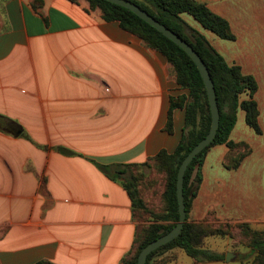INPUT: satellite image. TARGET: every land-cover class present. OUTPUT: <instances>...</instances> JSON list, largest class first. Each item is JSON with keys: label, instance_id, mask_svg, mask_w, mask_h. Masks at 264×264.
Listing matches in <instances>:
<instances>
[{"label": "crops", "instance_id": "obj_1", "mask_svg": "<svg viewBox=\"0 0 264 264\" xmlns=\"http://www.w3.org/2000/svg\"><path fill=\"white\" fill-rule=\"evenodd\" d=\"M197 1L228 23L233 39L211 32L207 41L254 77L261 132L238 109L229 138L250 152L228 169L227 147L208 149L188 220L264 230V0ZM180 92L158 51L87 0H0V264H120L149 221L96 163L141 164L173 151L183 109L167 132L168 97ZM210 237H219L204 239L212 249ZM239 247L230 250L248 251ZM180 251L149 264L177 263Z\"/></svg>", "mask_w": 264, "mask_h": 264}, {"label": "trees", "instance_id": "obj_2", "mask_svg": "<svg viewBox=\"0 0 264 264\" xmlns=\"http://www.w3.org/2000/svg\"><path fill=\"white\" fill-rule=\"evenodd\" d=\"M72 2L76 0H70ZM91 7L99 8L106 21H118L120 27L138 36L143 45L158 51L167 61L170 74L181 92L168 97V111L165 130L173 132V112L183 109V129L173 151L161 149L141 164L126 163L108 166L96 165L110 179L119 181L128 193L134 213L145 215L149 221L134 237L130 250L122 257L120 264H136L139 251L150 241L167 233L179 217L176 197V176L181 160L188 151L209 131L211 115L207 93L202 77L195 63L178 45L165 37L131 10L107 0H87ZM137 4L160 23L186 40L204 61L213 81L219 109V124L216 134L209 145L199 152L188 164L183 176V195L186 217L177 237L151 251L146 258L149 264L153 256L171 248H180L198 262L223 260L224 253L207 248L204 239L208 236L236 239L248 251L242 264H264V230L252 229L247 223L232 225L228 222L211 223L190 221L188 212L201 182V166L208 149L224 144L227 151L222 164L228 169H236L243 158L249 154L250 147L244 141L235 142L229 138L236 121L238 109L244 111L246 124L257 134L261 132L258 124V107L253 98L257 83L253 76L244 74L240 66L228 64L209 44L199 31L191 27L182 14L190 15L204 29L220 38L233 39L227 21L213 13L204 3L197 0H129ZM245 96V97H244ZM58 151L73 155L64 147ZM140 166L154 168L162 174L163 190L160 195L161 206L151 207L142 194ZM235 230V231H234ZM234 243V244H236ZM233 244V243H232ZM251 257L247 263L246 259ZM34 264H53L38 261Z\"/></svg>", "mask_w": 264, "mask_h": 264}, {"label": "water", "instance_id": "obj_3", "mask_svg": "<svg viewBox=\"0 0 264 264\" xmlns=\"http://www.w3.org/2000/svg\"><path fill=\"white\" fill-rule=\"evenodd\" d=\"M109 2L118 4L120 6H123L132 12H134L136 15H138L141 19H143L145 22H147L149 25L154 27L157 31L161 32L165 37L170 39L173 43L178 45L181 49L185 51V53L191 58V60L195 63L197 69L199 70V73L202 77L205 90L207 93V100L209 104V110L211 115V122L209 131L207 134L199 140L184 156V158L181 160L178 170H177V176H176V197H177V203H178V213L179 217L176 221L175 225L165 234L161 235L160 237L150 241L147 243L138 253L137 255V261L136 264H145L147 255L157 249L158 247L170 242L172 239L177 237L182 229V226L185 222L186 217V211H185V204H184V195H183V176L185 173V170L188 166V164L192 161V159L201 152L207 145L211 143L213 140L218 124H219V109L216 101V95H215V89L213 85L212 78L210 76V73L208 72V69L204 63V61L201 59L199 54L193 49V47L183 38L178 36L174 31L169 29L164 24L160 23L158 20H156L154 17H152L150 14H148L145 10L140 8L137 4L129 1V0H107ZM240 253H236L233 251L227 252V254L224 257L225 261H231L234 257H236ZM244 256V254H240Z\"/></svg>", "mask_w": 264, "mask_h": 264}, {"label": "rangeland", "instance_id": "obj_4", "mask_svg": "<svg viewBox=\"0 0 264 264\" xmlns=\"http://www.w3.org/2000/svg\"><path fill=\"white\" fill-rule=\"evenodd\" d=\"M182 16L186 17L191 23L196 25V27H198L199 30L202 31L206 35V37H207L206 39H208L210 37V34H212L211 31L204 29L190 15L184 13ZM138 170L142 173V176L140 178V183H141L143 196L145 197L146 200H148V203L151 207L159 210L160 206H161L160 195H161V192L163 190L162 174L157 172L154 168H150L147 166H140L138 168ZM137 217L139 218V220H144L145 215H143V216L138 215ZM225 239H227V240H225ZM234 240H236V239L230 240V239L225 238V237H219V238H211L210 237V238H208V245L211 246L212 249L215 248V250H217L219 252H224V254L226 255L227 252L232 251V250H230L231 247H237V246L239 247L240 243L238 244ZM229 242L231 244H229ZM234 243H236V244H234ZM244 250L245 249L242 246H240L237 251L242 252ZM180 252H181L180 253L181 255H180L179 259L177 260V263H169V264H190L192 258L187 256L182 251H180ZM240 254H238L236 257H234L231 261H225L224 260V261H221L219 263H209V261H208V263H205V264H242V260L244 259V257ZM250 259H251V257L247 258L246 262L248 263L250 261Z\"/></svg>", "mask_w": 264, "mask_h": 264}]
</instances>
